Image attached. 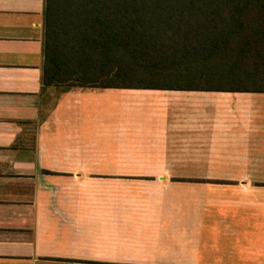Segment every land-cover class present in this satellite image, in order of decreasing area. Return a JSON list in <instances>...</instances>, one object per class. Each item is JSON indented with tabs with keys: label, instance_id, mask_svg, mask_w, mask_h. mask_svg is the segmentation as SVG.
I'll use <instances>...</instances> for the list:
<instances>
[{
	"label": "crops",
	"instance_id": "1",
	"mask_svg": "<svg viewBox=\"0 0 264 264\" xmlns=\"http://www.w3.org/2000/svg\"><path fill=\"white\" fill-rule=\"evenodd\" d=\"M43 23L0 0V264H264V93L45 86Z\"/></svg>",
	"mask_w": 264,
	"mask_h": 264
},
{
	"label": "trees",
	"instance_id": "2",
	"mask_svg": "<svg viewBox=\"0 0 264 264\" xmlns=\"http://www.w3.org/2000/svg\"><path fill=\"white\" fill-rule=\"evenodd\" d=\"M43 83L264 93V0H44Z\"/></svg>",
	"mask_w": 264,
	"mask_h": 264
},
{
	"label": "rangeland",
	"instance_id": "3",
	"mask_svg": "<svg viewBox=\"0 0 264 264\" xmlns=\"http://www.w3.org/2000/svg\"><path fill=\"white\" fill-rule=\"evenodd\" d=\"M132 150L134 151L135 149H132ZM127 151H130V149L127 148V147H116V148L110 147V155L111 154H125V153H127ZM131 151H130V153H131ZM137 165L138 164L135 165V164L110 163V172L111 171L121 170L123 166H137ZM179 167H180V169H185V164H180ZM169 181L179 183V184H181L182 186L185 187L186 186V182L187 181H191V180H187V179H170ZM196 181H200L201 182L202 180H196Z\"/></svg>",
	"mask_w": 264,
	"mask_h": 264
}]
</instances>
